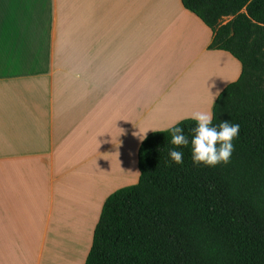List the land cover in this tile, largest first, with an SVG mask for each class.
I'll list each match as a JSON object with an SVG mask.
<instances>
[{
	"label": "crops",
	"instance_id": "crops-1",
	"mask_svg": "<svg viewBox=\"0 0 264 264\" xmlns=\"http://www.w3.org/2000/svg\"><path fill=\"white\" fill-rule=\"evenodd\" d=\"M211 36L180 0H0V264H79L139 132L238 77Z\"/></svg>",
	"mask_w": 264,
	"mask_h": 264
},
{
	"label": "trees",
	"instance_id": "trees-1",
	"mask_svg": "<svg viewBox=\"0 0 264 264\" xmlns=\"http://www.w3.org/2000/svg\"><path fill=\"white\" fill-rule=\"evenodd\" d=\"M210 30L208 48L241 66L212 105L240 129L228 164L167 156V132L137 150L138 179L104 200L83 264H264V0H180ZM195 124L183 119L190 136ZM167 161V163H166Z\"/></svg>",
	"mask_w": 264,
	"mask_h": 264
},
{
	"label": "clouds",
	"instance_id": "clouds-1",
	"mask_svg": "<svg viewBox=\"0 0 264 264\" xmlns=\"http://www.w3.org/2000/svg\"><path fill=\"white\" fill-rule=\"evenodd\" d=\"M220 91L217 89L212 95L206 110L193 111L189 116L178 117L163 128L151 129L168 133L169 143L173 146L167 150L170 161L182 164L184 156L182 148L190 145L191 160L194 165L214 167L218 164L229 163L234 148L233 140L239 133L240 125L230 120H221L216 124L212 122L211 108L214 104V96L219 97ZM183 119L195 121V124L189 129L190 136L185 133L181 126ZM144 133L139 132L141 140L144 139Z\"/></svg>",
	"mask_w": 264,
	"mask_h": 264
},
{
	"label": "rangeland",
	"instance_id": "rangeland-1",
	"mask_svg": "<svg viewBox=\"0 0 264 264\" xmlns=\"http://www.w3.org/2000/svg\"><path fill=\"white\" fill-rule=\"evenodd\" d=\"M165 104V103H163ZM204 103H202L201 100L198 101L197 98L189 97V96H184L183 99H177L175 101V103H172V106L178 107V105L180 106V110L186 109V108H190L192 106H195L198 108L202 107ZM185 112H182L179 114V116L183 115ZM118 182H124L122 184H129L130 181H123V180H119ZM78 236V245L77 247L79 248V255L80 253L82 254V258H84V252L85 250H87L88 245L90 244V238H91V229H84L83 231H79V234H77ZM76 239V240H77ZM47 253V252H46ZM82 258L79 260V264L82 262Z\"/></svg>",
	"mask_w": 264,
	"mask_h": 264
}]
</instances>
